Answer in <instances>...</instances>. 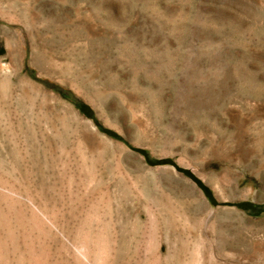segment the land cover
<instances>
[{"label":"rangeland","instance_id":"1","mask_svg":"<svg viewBox=\"0 0 264 264\" xmlns=\"http://www.w3.org/2000/svg\"><path fill=\"white\" fill-rule=\"evenodd\" d=\"M86 234L106 264H264V0H0V264Z\"/></svg>","mask_w":264,"mask_h":264},{"label":"bare ground","instance_id":"2","mask_svg":"<svg viewBox=\"0 0 264 264\" xmlns=\"http://www.w3.org/2000/svg\"><path fill=\"white\" fill-rule=\"evenodd\" d=\"M33 206H34V208H32L33 209L32 212L34 215L33 224L39 229H43L45 228V226H47L49 230L53 229V227H55V224H56L55 220L53 219L54 217L52 218L46 215L45 214L46 212L43 213L41 210H39L40 208L38 209L37 207H35V205ZM149 243H152V242L149 241ZM31 244L32 243H30L29 245L30 248L32 246ZM108 257H109L108 247L106 243L104 242V240L100 239L99 237L96 238L95 241H93V244H91L90 238L88 234H86L83 237V239L79 243L76 244V251L74 254L75 264H106L108 261ZM6 261H7L6 263L8 264L9 263L8 260ZM42 262L36 259L33 264H42ZM58 263L53 262V264H58Z\"/></svg>","mask_w":264,"mask_h":264}]
</instances>
